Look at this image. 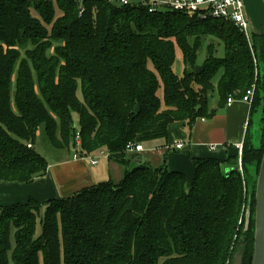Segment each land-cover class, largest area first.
Instances as JSON below:
<instances>
[{
	"label": "trees",
	"instance_id": "trees-1",
	"mask_svg": "<svg viewBox=\"0 0 264 264\" xmlns=\"http://www.w3.org/2000/svg\"><path fill=\"white\" fill-rule=\"evenodd\" d=\"M252 85L241 171L238 163L192 158L187 188L185 175L165 164L131 163L138 155L126 151L128 143L163 140L173 122L191 130ZM259 109L255 146L250 127ZM40 128L58 149L75 151L78 134L80 155L107 151L122 175L50 200L43 212L33 199L1 207L0 264H231L238 251L241 264H251L264 149V32L250 33L249 45L230 22L173 10L0 0V180L30 183L45 173L47 160L33 147ZM230 158L237 161V153Z\"/></svg>",
	"mask_w": 264,
	"mask_h": 264
},
{
	"label": "crops",
	"instance_id": "crops-1",
	"mask_svg": "<svg viewBox=\"0 0 264 264\" xmlns=\"http://www.w3.org/2000/svg\"><path fill=\"white\" fill-rule=\"evenodd\" d=\"M246 8L248 13L252 14L253 8H250L249 0ZM249 117L250 106L238 99L230 106L219 108L212 118L198 119L193 125V131L188 129L189 136L185 132L187 127L184 122L169 124L165 143L157 142L162 139L150 141L158 144L148 147L143 144V151L134 154L143 156L151 166L165 164L168 170L182 172L188 188L195 170L192 158L214 157L225 161L228 156H233L236 153L235 145L243 142L245 138ZM176 141L185 143L182 149L174 148ZM209 144H216L218 147L215 151H210ZM47 163L45 173L35 177L30 183L0 180V208L33 199L41 205L43 212L42 205L50 200L72 196L82 188L109 179L116 182L122 175V167L108 157L100 158L93 165L86 159L73 158V153L59 154ZM131 163H137L135 158ZM236 164L234 159L233 164L225 161L223 165L233 167Z\"/></svg>",
	"mask_w": 264,
	"mask_h": 264
},
{
	"label": "built area",
	"instance_id": "built-area-1",
	"mask_svg": "<svg viewBox=\"0 0 264 264\" xmlns=\"http://www.w3.org/2000/svg\"><path fill=\"white\" fill-rule=\"evenodd\" d=\"M109 3H118L120 5H138L145 7L148 12L173 10L184 13L188 16L196 17L197 19H213L224 22L232 23L237 29L244 33L250 45V30L249 21L246 15V3L244 0H106ZM254 95V85L248 88L245 93L239 98L242 102L251 104ZM236 100L235 97L229 95L226 100V106L232 105ZM203 120V119H201ZM183 141L174 142L175 149H182L184 146ZM31 147V144H27ZM218 145L209 144L208 149L215 151ZM238 149L239 155L241 154L242 142L235 145ZM80 139L78 134L76 135V150L73 152V158L86 159L91 164L95 165L102 157H108L107 151H101L94 156H82L80 155ZM127 152H140L143 151V146L140 143L133 144L128 143L126 146ZM239 170L240 157H239Z\"/></svg>",
	"mask_w": 264,
	"mask_h": 264
},
{
	"label": "water",
	"instance_id": "water-1",
	"mask_svg": "<svg viewBox=\"0 0 264 264\" xmlns=\"http://www.w3.org/2000/svg\"><path fill=\"white\" fill-rule=\"evenodd\" d=\"M246 15L249 21V30L250 33L257 32L254 28V24L251 21L250 14L247 11L246 8ZM202 69L201 66H195V72H199ZM139 111L138 104L135 107V112ZM257 117V118H256ZM258 114L253 115L252 117V125L250 127V134H251V141L253 145H255L254 142L259 141V135H258V128H256V125L254 124L257 121L258 125ZM235 152L238 155L237 163L239 165V155L238 149L235 148ZM135 161L137 163H144L146 159L143 156H137L135 157ZM229 169V168H228ZM226 169V171H228ZM250 216V194L248 195V202L245 212V226L244 228H247L248 220ZM253 251H252V260L251 264H264V149L261 157V161L259 164L258 172L256 175V183H255V191H254V212H253ZM242 261V251H238L233 258V261L231 264H241Z\"/></svg>",
	"mask_w": 264,
	"mask_h": 264
},
{
	"label": "rangeland",
	"instance_id": "rangeland-1",
	"mask_svg": "<svg viewBox=\"0 0 264 264\" xmlns=\"http://www.w3.org/2000/svg\"><path fill=\"white\" fill-rule=\"evenodd\" d=\"M82 0H78V3L80 4ZM245 3H246V6H247V0H244ZM261 2V4H260ZM249 5H250V8H253L252 10V14H250V17H251V21L253 22L254 24V28L255 30L257 31H261V32H264V0H249ZM262 6V7H261ZM210 42V39H208L206 41V44ZM218 49V54H220L222 51V48H221V45H219L217 47ZM204 55H205V49H203V51H201L200 55H199V62L202 61V59L204 58ZM173 70L174 72L177 74V75H182V72H183V64H182V60H181V55H180V52L177 51L176 53V58H175V61H174V64H173ZM15 73H16V69L14 71V77H15ZM14 89V87L12 88ZM77 96L79 98H81V88L80 86H78V89H77ZM212 102H216V99L215 98H212L211 99V103ZM258 114V125H257V121L254 123L256 125V128H258V135L260 134V118H261V110L259 109L257 112L254 113V115L257 116ZM73 120H74V126H75V129L77 130L78 129V120H77V116L76 114H74L73 116ZM257 118V117H256ZM194 127V126H193ZM193 127L191 129V132L193 131ZM185 132L187 133V136H189V133L190 131L188 130V128H186ZM166 139H163V140H159L157 141L159 144L162 142L165 143ZM150 142H147L146 143V146H152V145H156L158 143H150ZM255 143V146H259V141L257 139ZM148 144V145H147ZM34 149L37 153H39L40 155H42L47 161H51L55 158V156L59 155V154H65V155H68V154H72L74 151L72 150V148H69V149H56L54 148L53 146H51V144L48 142L45 134H44V130L42 128H40L39 130V133H38V136H37V139L34 143ZM146 152V151H145ZM227 161V163L229 164H233L234 162V158H230L229 160H225ZM101 162V161H100ZM114 175H116V172H114ZM116 179V178H115ZM41 231V226H40V223L39 221L37 222L36 224V234L38 235ZM10 264H12V261L10 259Z\"/></svg>",
	"mask_w": 264,
	"mask_h": 264
}]
</instances>
